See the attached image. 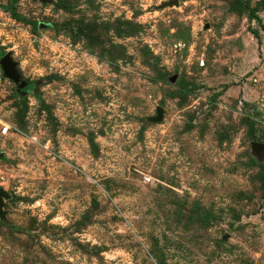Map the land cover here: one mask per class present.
<instances>
[{
  "label": "rangeland",
  "instance_id": "374dc122",
  "mask_svg": "<svg viewBox=\"0 0 264 264\" xmlns=\"http://www.w3.org/2000/svg\"><path fill=\"white\" fill-rule=\"evenodd\" d=\"M168 2L0 0V264H264V0Z\"/></svg>",
  "mask_w": 264,
  "mask_h": 264
},
{
  "label": "water",
  "instance_id": "95a60500",
  "mask_svg": "<svg viewBox=\"0 0 264 264\" xmlns=\"http://www.w3.org/2000/svg\"><path fill=\"white\" fill-rule=\"evenodd\" d=\"M177 3L178 0H170V2H168L169 5H173ZM0 64L2 65L4 75L8 77L10 80L14 81L20 89H24L29 84V82L23 81L21 79L20 74L18 73L16 68L17 63L13 61L10 53H6L4 56L0 58ZM158 114L159 117L162 116L161 107L158 108ZM4 194H5L4 190L2 189V187H0V211L3 205Z\"/></svg>",
  "mask_w": 264,
  "mask_h": 264
},
{
  "label": "trees",
  "instance_id": "16d2710c",
  "mask_svg": "<svg viewBox=\"0 0 264 264\" xmlns=\"http://www.w3.org/2000/svg\"><path fill=\"white\" fill-rule=\"evenodd\" d=\"M8 10L16 17V18H20L18 15H16V12H15V8L14 7H10L8 8ZM249 18L252 19V20H257L260 24H262V21H261V18L256 14L255 10H251L250 14H249ZM254 36L258 39V43L259 45L262 44V39H261V36H260V33L259 31L257 30H250ZM0 54H2V51L0 50ZM32 83H29L24 89H26L28 86H30ZM264 181V179H263ZM161 264H164V263H161Z\"/></svg>",
  "mask_w": 264,
  "mask_h": 264
},
{
  "label": "built area",
  "instance_id": "2783aa9c",
  "mask_svg": "<svg viewBox=\"0 0 264 264\" xmlns=\"http://www.w3.org/2000/svg\"><path fill=\"white\" fill-rule=\"evenodd\" d=\"M12 129L11 124L5 122L1 117H0V131L1 134L5 135L9 133ZM147 180H150V178H147Z\"/></svg>",
  "mask_w": 264,
  "mask_h": 264
}]
</instances>
